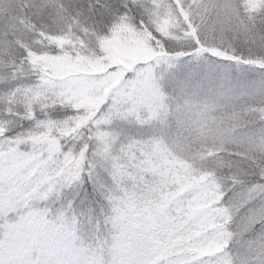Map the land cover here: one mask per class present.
<instances>
[{
  "label": "rangeland",
  "instance_id": "374dc122",
  "mask_svg": "<svg viewBox=\"0 0 264 264\" xmlns=\"http://www.w3.org/2000/svg\"><path fill=\"white\" fill-rule=\"evenodd\" d=\"M136 1L152 36L121 15L29 56L21 107L97 111L0 140V264H264V184L226 187L213 168L255 127L244 109L264 95V0ZM52 223L54 253L34 239Z\"/></svg>",
  "mask_w": 264,
  "mask_h": 264
},
{
  "label": "trees",
  "instance_id": "16d2710c",
  "mask_svg": "<svg viewBox=\"0 0 264 264\" xmlns=\"http://www.w3.org/2000/svg\"><path fill=\"white\" fill-rule=\"evenodd\" d=\"M134 1L0 0V140L17 137L30 139L43 135L41 122L48 121L47 118L58 121L97 111L96 107L88 108L85 105L67 106L64 109L49 107L43 112L38 108L28 111L21 107L18 97L14 99L16 94L12 91L17 90L19 95L32 85L33 71L28 63L29 56L52 53L55 48L52 47V40L62 36L61 32L69 27L82 41L87 36L90 38L91 35L103 33L121 15H126L136 28L150 36L155 34L147 7L140 1ZM169 3L181 9L176 0H169ZM30 70V73H25ZM23 76L29 77L24 81ZM16 82H20L19 85ZM217 154L215 157L223 159L214 162L213 168L220 178L225 179L226 187L238 188L251 182L264 184V177L258 174V168L238 150L237 144H225ZM3 220L0 218V226Z\"/></svg>",
  "mask_w": 264,
  "mask_h": 264
},
{
  "label": "clouds",
  "instance_id": "9594fccd",
  "mask_svg": "<svg viewBox=\"0 0 264 264\" xmlns=\"http://www.w3.org/2000/svg\"><path fill=\"white\" fill-rule=\"evenodd\" d=\"M135 73L128 79H134ZM259 108H253L251 106L244 109L245 116L249 117L250 120L246 122H251L255 124V127L249 128L247 130L241 131L239 133L240 142L238 144V150H241L246 158L251 161L259 170V175L264 177V95H262L258 101ZM243 119V118H241ZM232 191V196L228 197L227 201L224 203L231 204L234 202L238 192L232 189H222L225 196L228 195V191ZM260 209H264V197H261L257 205ZM254 209L249 208L248 214H251ZM242 220L247 219V214L241 217ZM261 219H264V215L261 216ZM240 255L239 251L236 253ZM234 264H238L237 261H234Z\"/></svg>",
  "mask_w": 264,
  "mask_h": 264
},
{
  "label": "snow or ice",
  "instance_id": "6c2138e0",
  "mask_svg": "<svg viewBox=\"0 0 264 264\" xmlns=\"http://www.w3.org/2000/svg\"><path fill=\"white\" fill-rule=\"evenodd\" d=\"M35 243L43 249H47L50 252H55L62 241L58 235L55 223L46 225L39 233L34 237ZM49 264H54L50 261ZM72 264V262H69Z\"/></svg>",
  "mask_w": 264,
  "mask_h": 264
}]
</instances>
